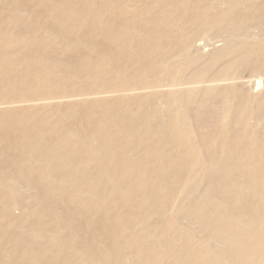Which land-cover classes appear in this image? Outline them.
<instances>
[{
    "label": "rangeland",
    "instance_id": "374dc122",
    "mask_svg": "<svg viewBox=\"0 0 264 264\" xmlns=\"http://www.w3.org/2000/svg\"><path fill=\"white\" fill-rule=\"evenodd\" d=\"M180 2L185 17L155 0H0V102L17 100L0 103V264H264V101L246 103L264 37L181 51L228 4ZM149 45L168 65L143 67ZM208 87L217 104L199 101ZM79 89L91 97L66 96ZM49 93L65 99L26 100Z\"/></svg>",
    "mask_w": 264,
    "mask_h": 264
},
{
    "label": "bare ground",
    "instance_id": "6f19581e",
    "mask_svg": "<svg viewBox=\"0 0 264 264\" xmlns=\"http://www.w3.org/2000/svg\"><path fill=\"white\" fill-rule=\"evenodd\" d=\"M11 1V0H10ZM154 1V0H153ZM155 1H161L163 4L165 3V4H174V5H177L176 7V11L179 13L180 11L182 12V14L184 13L185 15H184V17L186 16V7H182V6H180V0H179V3H177L178 2V0H173V1H169V0H155ZM202 1H209V2H215L216 3V5L217 6H223L222 4H224V5H227V7L228 8H231V7H233V9H229V10H227L228 8L226 7V9L224 10V12H223V9H220V8H218V10H221L222 12H220V13H215V17H214V19H212V21H208V20H206L205 21V27L204 26H202V25H200L199 27L197 26V27H195L192 31H189V33L187 34V36H183L182 38H185V41L183 42V44H182V49H181V51H187L188 52V50L189 49H194V48H196L197 49V45H198V41L199 40H202V41H204V39H207V40H209V39H216V38H218L219 36H221V37H223L222 39H224V41H226V43L228 42V45H233V46H237L240 50L242 49V42H248V39H252V38H254V37H259V38H262V37H264V30L262 29V28H260L261 27V25H263L264 24V16H262V15H259V14H257V12L259 11V8H254V6H257V4H263L264 3V0H202ZM227 1V2H226ZM19 7V6H18ZM20 7H21V5H20ZM234 7H237V10H243V9H245V10H249L250 11V13L248 14V13H245V14H235L234 15V12H235V10H234ZM3 10V9H2ZM232 10V11H231ZM231 11V13L229 14V12ZM4 12V11H3ZM29 12V11H28ZM32 15H33V13L32 12H30ZM29 14V13H28ZM32 17V16H31ZM107 19V18H106ZM191 19V18H190ZM188 20V22L189 21H193V22H196V19L195 20ZM46 21V20H45ZM198 21H199V19H198ZM211 25L210 27H208L209 25ZM112 26V25H111ZM198 28H200V29H198ZM191 30V29H190ZM56 31V30H55ZM61 32V31H60ZM130 32V31H129ZM85 36V35H84ZM83 36V37H84ZM80 38V37H79ZM248 38V39H247ZM213 39V40H214ZM76 43V42H75ZM201 43V42H200ZM92 47V46H91ZM92 48H94L95 49V47H92ZM113 48V47H112ZM200 49V48H199ZM261 53H262V55L260 56V58L256 61V63H255V61L252 63V68L254 69V70H257V69H259V67H260V65H258V63L260 62V61H264V47L262 46L261 48ZM98 50V49H97ZM256 50V49H255ZM258 50V49H257ZM133 51H134V49H133ZM137 51V50H136ZM243 51V50H242ZM244 51H247V50H244ZM251 51H254V49L253 50H251ZM87 52V51H86ZM97 52V51H96ZM103 52V51H102ZM107 52V51H106ZM111 52V51H110ZM160 52V51H159ZM165 52V51H164ZM22 53H23V51H22ZM42 53V52H41ZM147 53L148 54H152L151 56L153 57V58H155L157 61H155L154 59H152V61L151 60H149V59H146V57L145 58H141V56L142 55H138V53H137V58H138V61L139 62H141L142 64H143V67L146 69V68H148V69H158V67H160V66H163V65H165V64H167L168 65V63L169 62H167V61H165V59H164V57H159L162 61H160V60H158L157 58H156V55H158V53H156L155 51H154V48H153V46H151V45H149L148 46V48H147ZM168 52L166 51L165 52V54H167ZM30 54V53H29ZM107 54V53H106ZM110 54V53H109ZM24 55V54H23ZM27 55V54H26ZM181 55H187V54H184V53H181ZM180 55V56H181ZM28 57V56H27ZM32 58V57H31ZM79 58V57H78ZM118 60V59H117ZM179 60V59H178ZM120 62V61H119ZM173 62V61H172ZM42 64V63H41ZM125 66V65H124ZM126 67H128V66H126ZM166 67H168V66H166ZM116 70V69H115ZM75 73V72H74ZM87 73V72H86ZM128 74V73H127ZM189 81V80H188ZM188 81H186V82H188ZM230 82V81H229ZM253 82V86H252V90L253 89H255V88H258V90L257 91H255V92H252V94L250 95L251 96V98H247L246 99V103H252L255 99H257V101H259V100H263L264 101V92H263V87H264V74L261 72V71H257L256 72V74H255V79H254V81H252ZM220 83H224V81L223 82H220ZM225 83H227L226 81H225ZM206 85V84H205ZM186 86V85H185ZM209 86V85H208ZM189 87V86H188ZM187 87V88H188ZM191 87H193L192 85H191ZM228 87V88H227ZM141 87H138V86H134V85H132V86H130L129 88H127L128 90H134V89H140ZM167 88H170V87H167ZM186 87L184 88V89H182L181 90V93H187V94H184V95H182V96H180V98L181 99H184L185 101H187V100H190L192 97H193V89L192 88H188L187 89ZM224 88H227V89H230V88H233V85L232 84H226V85H224V86H222L221 87V89H224ZM161 89H163V88H161ZM165 89H166V87H165ZM209 89H212V88H210V87H208V88H203V89H201V91H202V93H201V95H199V97H198V99H199V101L200 102H203V103H205L206 105H208L209 104V102H211V105L213 104V103H215V104H217V102H216V100L214 99V100H211V99H204V97H205V92L207 91V90H209ZM139 91V90H138ZM148 91H149V89H148ZM261 91V92H260ZM100 92V91H99ZM136 92V91H135ZM140 92V91H139ZM257 92V93H256ZM259 92V93H258ZM263 92V93H262ZM261 93V94H260ZM90 95H92L91 94V92H86L85 90H82V89H79V90H75V91H73L71 94H67L66 96H68V97H70L71 98V100H78V99H80V100H82V98H90L91 96ZM175 96H177V95H175ZM174 96V97H175ZM62 97H64V99H65V96L64 95H60V94H54V93H52V94H47V95H45V96H43V97H37V98H34V97H30V98H28V99H26V100H32V101H34L35 102V105L36 104H40V103H51V102H54L56 99H58V98H62ZM166 98V97H165ZM231 99H234V96L232 95V94H228V93H226L225 94V92L223 93V95L221 96V101L223 102V103H227V102H229V100H231ZM41 100H43V101H41ZM62 100V99H61ZM66 100H67V98H66ZM163 100H164V98H163ZM204 100V101H203ZM14 101H17L16 99H11V100H5V101H1L2 103H4V102H6L7 104L9 103V102H14ZM41 101V102H40ZM57 101H59V99L57 100ZM166 101V100H165ZM0 102V103H1ZM33 102V103H34ZM218 103H220V102H218ZM165 104H167V103H165ZM214 104V105H215ZM258 104V103H257ZM202 105V104H201ZM219 105V104H218ZM242 105V104H241ZM244 105H248V104H244ZM2 106H4V105H2ZM203 106V105H202ZM260 106V105H259ZM263 108H264V104H263ZM168 110V109H167ZM223 110L224 111H222V109H221V116L220 117H222L221 119H226V120H231V119H240V112H236L235 114H233L232 116H230V114H229V112H227L229 109L228 108H223ZM238 111V110H237ZM239 113V114H238ZM255 113H256V115H258L259 114V111L256 109L255 110ZM182 117H183V120H184V117H186L185 116V114H182L181 115ZM257 118V117H256ZM187 119V118H186ZM225 120V121H226ZM73 124V123H72ZM74 124H76V123H74ZM124 124V123H123ZM243 124V123H242ZM253 124V123H252ZM111 125V124H110ZM244 125V124H243ZM256 125L257 126H259L260 127V125H261V127H262V125L264 126V112H263V117L262 118H258L257 119V123H256ZM256 125H252V126H256ZM77 126V125H76ZM14 128V127H13ZM66 128V127H65ZM76 128H78V126L76 127ZM73 129V128H72ZM252 130V132L254 131L253 129H256V128H251ZM260 129V128H259ZM77 130H79V128L77 129ZM11 132V131H10ZM76 133V132H75ZM131 133V132H130ZM249 134H252V133H249ZM37 138V136H29V139L32 141V142H34L35 141V139ZM264 138V137H263ZM13 141V140H12ZM42 145V144H41ZM6 148V147H5ZM89 148V147H88ZM2 150H4V149H2ZM32 150H36V147L34 146V147H32ZM51 152H54V150L53 149H49ZM88 151H90V150H88ZM92 151V150H91ZM8 152V151H7ZM134 153V152H133ZM6 154V153H5ZM14 154V153H13ZM45 154V153H44ZM116 154V153H115ZM135 154H137V153H135ZM250 155H252V154H250ZM8 156V155H7ZM15 156V155H14ZM38 156V155H37ZM164 157V156H163ZM247 158V157H246ZM36 159V158H35ZM72 161V160H71ZM3 162V161H2ZM251 164V163H250ZM69 165V164H68ZM150 165V164H149ZM164 165V164H163ZM165 166V165H164ZM1 167V166H0ZM163 167V166H162ZM245 167V166H244ZM164 168V167H163ZM237 168V167H236ZM5 169V168H4ZM159 169H161V168H159ZM238 170H240L239 168H237ZM254 169H255V167H254ZM0 170H2V169H0ZM12 170V169H11ZM14 170V169H13ZM259 170V169H258ZM3 171V170H2ZM254 171V170H253ZM13 172V171H12ZM221 172H223V171H221ZM227 171H225V173H226ZM238 172V171H237ZM235 173V172H234ZM6 174V173H5ZM13 174V173H12ZM228 174H230V172L228 173ZM232 174V173H231ZM250 174V173H249ZM237 175V174H236ZM7 177H8V175H6ZM110 176V175H109ZM177 177V176H176ZM229 177V176H228ZM235 177V176H234ZM37 178V177H36ZM233 178V177H232ZM9 179V178H8ZM11 179V178H10ZM15 179V178H14ZM260 179V178H259ZM12 180H13V178H12ZM25 180V179H24ZM29 180V179H28ZM113 180V177H110L109 178V181H112ZM11 181V180H10ZM15 181V180H14ZM232 181H234V179L232 180ZM261 181H262V178H261ZM16 182V181H15ZM14 182V183H15ZM17 182H20V181H17ZM30 182V181H29ZM263 182V181H262ZM210 183V182H209ZM212 183V182H211ZM234 183V185H238V186H241L242 184L241 183H238V182H233ZM213 184H214V181H213ZM228 184V183H227ZM254 184H257L258 185V183L257 182H255ZM253 184V185H254ZM19 185H22V184H19ZM210 184H208V186H209ZM207 186V185H206ZM207 186V187H208ZM78 187V186H77ZM109 188V187H108ZM214 188V187H213ZM217 188V187H216ZM13 190V189H12ZM101 191H102V189H101ZM42 192V191H41ZM43 192H45V191H43ZM220 192V191H219ZM206 193V192H205ZM261 193H262V191H261ZM18 194V193H17ZM101 194V193H100ZM147 194H149V193H147ZM210 194V193H209ZM217 194H218V192H217ZM223 194V193H222ZM259 194V193H258ZM42 195V194H41ZM24 196V195H23ZM43 196V195H42ZM217 196V195H216ZM216 196H214V197H216ZM254 196V195H253ZM260 197H262V196H260ZM218 198V199H217ZM264 198V197H263ZM131 199V198H130ZM216 200L217 201H221L222 202V200L220 199V197H216ZM256 200V199H255ZM260 200H262L261 198H260ZM224 201V200H223ZM233 202H235V203H238V201H237V199H233L232 200ZM253 201V200H252ZM45 202V201H44ZM59 202V201H58ZM263 202H264V200H263ZM241 203V202H240ZM252 203V202H251ZM258 203V202H257ZM18 204V203H17ZM48 204H50V203H48ZM54 204V203H53ZM259 204V203H258ZM20 205V204H19ZM22 205V204H21ZM68 205V204H67ZM249 205V204H248ZM256 205V204H255ZM41 206H43V205H41ZM54 206V205H53ZM251 206V205H250ZM68 207V206H67ZM264 207V206H263ZM245 208V207H244ZM254 208V207H253ZM44 209L45 210H48V212L49 211H52V210H54V208L52 207V205L50 206H48V207H44ZM255 209V208H254ZM262 209V208H261ZM251 211V210H250ZM244 212H246V211H244ZM256 212V211H255ZM259 212V211H258ZM41 213H43V212H41ZM247 213H249V212H247ZM251 214V213H250ZM261 214H259V217L258 216H256V213H252V215H251V217H250V220L248 221V222H246V224H244V220L242 219V218H237L236 219V224L238 225V226H241V225H248L247 227H251V226H253V225H260V224H263V220H262V218H261V216H260ZM158 216V215H157ZM246 216V215H245ZM8 217V216H7ZM65 217V215L63 216V218ZM74 217V216H73ZM100 218V217H99ZM71 219H72V217H71ZM264 219V218H263ZM68 220V219H67ZM104 220V219H103ZM181 220V219H180ZM248 220V219H247ZM186 221V220H185ZM87 222V221H86ZM182 222H183V219H182ZM181 222V224H183ZM77 223V222H76ZM79 223V222H78ZM83 223H84V221H83ZM159 223V222H158ZM80 224H81V222H80ZM189 224V223H188ZM73 224H71V226H72ZM98 225V224H97ZM191 225V224H190ZM99 226V225H98ZM186 226V225H185ZM262 226H264V224L262 225ZM82 227V226H81ZM80 227V228H81ZM83 227H84V225H83ZM82 227V228H83ZM187 227V226H186ZM193 227H194V225H193ZM63 228V227H62ZM73 227H71L70 229H72ZM75 228H77V226L75 227ZM74 228V229H75ZM79 228V227H78ZM77 228V229H78ZM81 228V229H82ZM254 228H256V227H254ZM264 228V227H263ZM80 229V230H81ZM253 229V228H252ZM251 229V230H252ZM30 230V229H29ZM69 230V229H68ZM76 230V229H75ZM74 230V231H75ZM79 230V229H78ZM84 230V229H83ZM96 230H98V229H96ZM198 230V229H197ZM63 231V230H62ZM73 231V230H72ZM92 231V230H91ZM101 231V230H100ZM30 232V231H29ZM195 232V231H194ZM36 233V232H35ZM72 233V232H71ZM75 233H77V231L76 232H74V233H72L73 235L75 234ZM200 233V232H199ZM34 234V233H33ZM68 234V233H67ZM70 234V233H69ZM105 234V233H104ZM76 235H78V233L76 234ZM91 235V234H90ZM42 236V235H41ZM99 236V235H98ZM103 237V236H102ZM63 238H65V237H63ZM62 238V239H63ZM85 240H87L86 239V237H85ZM96 240H97V238H96ZM211 240H213V239H211ZM69 241V240H68ZM87 241H89V240H87ZM86 241V242H87ZM81 242V241H80ZM217 242V241H216ZM76 243V242H75ZM78 243V242H77ZM163 243V242H162ZM78 244H80V243H78ZM88 244V243H87ZM101 244H102V242H101ZM111 244V243H110ZM89 245V244H88ZM90 246V245H89ZM102 246H103V244H102ZM110 246V245H109ZM81 247V246H80ZM83 247V246H82ZM96 247V246H95ZM58 248H60V247H58ZM74 248V247H73ZM79 248V247H78ZM77 248V249H78ZM84 248V247H83ZM91 248V247H90ZM92 248H94V247H92ZM94 250H95V248H94ZM93 250V251H94ZM92 251V252H93ZM223 252V251H222ZM225 253V252H224ZM97 254V253H96ZM226 254H227V251H226ZM91 256V255H90ZM97 256V255H96ZM238 256V255H237ZM57 259V258H56ZM238 259H240L239 257H238ZM63 260V259H62ZM102 260V259H101ZM127 261H128V259H127ZM240 261V260H239ZM134 262V261H133ZM230 262V261H229ZM100 263V262H99ZM105 263V262H104ZM231 264V263H230Z\"/></svg>",
    "mask_w": 264,
    "mask_h": 264
}]
</instances>
